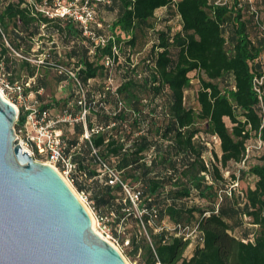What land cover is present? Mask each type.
Instances as JSON below:
<instances>
[{"label": "trees", "instance_id": "16d2710c", "mask_svg": "<svg viewBox=\"0 0 264 264\" xmlns=\"http://www.w3.org/2000/svg\"><path fill=\"white\" fill-rule=\"evenodd\" d=\"M32 1L0 0V63L7 61L10 69L12 50L20 53L24 57L14 59L20 73L12 82L35 79L36 86L41 65L29 56L40 43L37 58L46 55L47 63L66 62L83 87L96 79L105 81L98 93L101 102L95 107L96 91L87 92L94 109L88 129L100 131L81 143L84 127L76 124L75 138L64 139L66 153L79 166L73 179L83 194L88 188L80 178L100 179L93 198L96 209L115 210L120 217L130 211L133 216L134 205H139L142 216L137 222L150 232V240L145 237L143 245L133 244L134 255L144 252L140 264H264V154L262 163L251 170L255 187L219 200V192L228 186L225 169L242 163L247 156L249 162L255 151L248 153L249 148L257 149L252 148L254 140L264 145V35L248 3L215 7L210 0H110L105 9L115 15L114 22H100L103 28L90 25L91 32L107 40L103 47L85 35L73 17H51L41 10L53 0ZM257 5L264 9V0H257ZM161 9L172 10L181 18V31L157 28L156 15ZM152 37L151 54L134 64L132 57ZM115 47L120 54L114 67L121 83L112 89L106 83L112 69L105 60L114 57ZM61 49L67 50L65 57ZM122 57L124 63H120ZM194 72L200 76L198 111L185 104ZM228 77L234 84L223 89L220 82ZM256 79H263V84L256 86ZM58 81L76 85L65 74L58 73ZM79 101L74 90L63 103L64 112L73 117L81 114ZM25 119L21 117L20 125ZM202 123L207 125L206 133L221 142L220 165L211 162L210 169L203 159L206 144L199 138ZM75 148L80 152L76 157L71 155ZM93 162L100 172L90 169ZM104 165L139 196L136 204L123 185L109 184ZM203 173L211 175L212 185ZM245 217L251 219L249 227ZM152 221L156 233L149 226ZM179 226L197 229L195 241L176 236ZM193 246L192 256H187Z\"/></svg>", "mask_w": 264, "mask_h": 264}, {"label": "water", "instance_id": "95a60500", "mask_svg": "<svg viewBox=\"0 0 264 264\" xmlns=\"http://www.w3.org/2000/svg\"><path fill=\"white\" fill-rule=\"evenodd\" d=\"M17 114L0 93V264H128L60 172L23 150Z\"/></svg>", "mask_w": 264, "mask_h": 264}, {"label": "rangeland", "instance_id": "374dc122", "mask_svg": "<svg viewBox=\"0 0 264 264\" xmlns=\"http://www.w3.org/2000/svg\"><path fill=\"white\" fill-rule=\"evenodd\" d=\"M18 1V0H14ZM86 1L91 2L92 8L96 11V19L93 22V29L95 26H98V28H103V26H99L96 24H100V22H107L109 24H112L115 20V15L113 13H109L105 9V2L103 3H94L92 4V0H53L51 3V6H44L41 8L44 12H50L52 14H58L67 12L70 9H72L73 14H78L80 12V8L85 4ZM28 3H33L32 0H27ZM157 28L159 30H166V29H172L173 33L179 32L182 30V23L181 18L176 15V13L169 9H161L157 12ZM108 36H111L110 31L105 32ZM154 37H152L149 42L144 46L143 49L137 51L135 55L132 57V61L134 64H138L143 62L145 59L148 58V56L151 54L153 46H154ZM40 43H37L34 47L33 53L29 56L30 61H32L34 64H37V61L42 57L40 55L38 58L36 56V52L39 48ZM60 53L63 57H65L67 50L61 49ZM46 57V55H44ZM24 56H22L20 53H17L12 50V54L9 56L11 62H10V69L8 68V62L4 61L0 63V90L2 91V82L5 79H8L10 81L17 80L19 73H20V67L18 64L14 62L15 58L22 59ZM54 61H50V63H53ZM124 58L122 57L120 59V63H124ZM41 65V69L39 71V78L37 79V85L34 86L33 91H35V98L38 99L39 96L43 98V100H40V103L43 105V107L56 105L58 106L55 110H53L54 114L60 115L64 113L65 106L63 105L64 102L68 101L71 98V94L76 90L78 96L80 95V89L77 87L78 85H74L71 82H59L58 81V72L54 67L51 65ZM65 63V64H63ZM61 63L65 68H68L66 65V62ZM117 67L112 68L111 70V78L106 82L108 85L116 89L119 84L121 83V75L116 70ZM190 77L192 79L191 87L185 92V104L188 108H193L195 110L200 109V105L198 103V92L200 90V76L197 73L190 74ZM113 79V80H112ZM114 81V82H113ZM221 87L224 89L227 86H233L234 82L232 78L228 77L223 82H220ZM101 86H105V81H102L101 79H96L90 82V86L86 88V91H96V100H100V96L98 93L101 91ZM40 88V89H39ZM37 89L39 91L41 90V93L37 94ZM38 91V92H39ZM6 98H9L7 93H4ZM69 98V99H68ZM39 100V99H38ZM160 102V101H159ZM161 103V102H160ZM74 103L70 105L72 110ZM69 107V108H70ZM80 116V115H78ZM77 117V116H76ZM75 118V117H74ZM94 122H96V119L94 118ZM227 123L229 126H231L230 121L227 120ZM75 124H69V123H63V126L68 125L66 128L67 134H69L70 140L74 139L75 136L71 134V128L74 127ZM83 127L85 129L86 133V126L88 127V122L85 124L82 122ZM61 125V124H60ZM199 128L203 130L199 134V138L201 141L206 144L207 152L205 154V158L209 163L220 165L218 162V157H221V147L220 142H217L216 139H214V136L209 135L206 133L207 125L205 123H202L199 125ZM86 135V134H85ZM85 135L81 138L84 143L85 141ZM259 142L258 144L254 140L252 142V148L258 147V149H251L254 151V156L250 158L249 162L247 163V166L245 168H242L241 165L232 163L229 165V168L225 169L224 175L225 178L228 181V185H230L234 179L232 178V175L235 176L240 175V186L239 190H247L248 188H254L256 183V177L253 176L251 173V170L254 166L261 164L260 158L264 154V145L262 148H259ZM72 154V153H71ZM36 160L44 161L45 159L36 156ZM42 163V162H41ZM87 165L89 162L86 163ZM90 169L92 171L97 170V172H100L99 166L93 162L90 164ZM229 172V173H228ZM66 181L67 177L64 176ZM100 181L98 177H94L92 179V187L95 184V189L91 187L88 189V191H85V195L78 190L77 185H72L67 181V183L70 185L71 189L74 191V193L79 197L81 202L84 204L88 212L90 211L91 214L94 216L96 223H97V230L99 233L104 235L108 241L117 248L126 261L129 264H140L143 261L144 252L139 251L137 255L135 254V246L133 245L140 244L143 245L145 242V237H147L150 240V232L149 229L145 226L144 223H138L137 219H141V210L139 205H134L133 212L134 215H130V211H127V215H123L120 217L119 213H117L115 210H109L102 208L99 209L97 207V204L95 202L94 196L97 193V183ZM103 185V184H100ZM192 204V203H191ZM90 214V213H89ZM90 214V216H91ZM99 218H103L104 220L99 222ZM245 226L249 227L251 224V219L245 217L244 219ZM150 228L154 230L156 233L158 228L156 227L154 221H152L149 224ZM98 233V234H99ZM195 241V239H194ZM130 242V245L127 246L126 243ZM196 243V242H194ZM194 246L189 249L187 256H191L193 252Z\"/></svg>", "mask_w": 264, "mask_h": 264}, {"label": "built area", "instance_id": "2783aa9c", "mask_svg": "<svg viewBox=\"0 0 264 264\" xmlns=\"http://www.w3.org/2000/svg\"><path fill=\"white\" fill-rule=\"evenodd\" d=\"M99 3L105 2L106 4H110V0H96ZM244 3H248L250 12L254 18V22L258 26L261 34L264 35V9L257 5V0H210V4L215 7H231L234 5L242 6ZM90 1H86L85 4L80 8V12L78 14H73L72 9L67 12L61 13V17L70 16L75 19L76 22L83 28L84 34L88 37H91L97 46H106L107 40L104 37H98L93 32H91L90 25L96 19V11L90 5ZM47 14L51 17L57 16L58 14H52L47 12ZM101 27L102 25L99 24ZM94 51L92 50V53ZM118 48H114V57H108L105 60L106 66L109 68H114L115 66V57L119 56ZM47 56H42L38 61V65H49L46 62ZM52 67L56 69L59 74L68 75L70 78L74 79L76 84L80 89V101L78 102L80 106H82V112L79 114L80 116L73 117L68 112H64L60 115H55L52 110L46 109L40 103L38 99L35 97V91H33L35 85V79H28L24 81H15L12 82L8 79L3 80L2 82V92L7 93L9 98L4 97L8 102L15 106L17 109V120L15 125V135L19 140L20 145L23 150L28 152L34 159L36 156L45 159L44 161H39L44 164H48L57 169L60 174L64 177H67V181L74 185L73 176L79 170V166L73 161L72 157L67 155L66 153V143L64 141V133L61 129L58 128L60 124L69 123H82L87 124L88 117L91 114V111L94 110L91 108L90 104L87 100V91L86 88L83 87L80 80L77 78L76 72H74L70 68H65L63 65L50 63ZM256 86L263 84V79L255 80ZM113 89V88H112ZM258 92L260 90L256 87ZM41 93V90L38 92ZM5 95V94H4ZM100 100L96 101L93 106L99 104L101 102L102 96H100ZM25 116V123L20 125L21 117ZM100 129L96 128L92 130V132H99ZM86 126V135L85 138L89 139L90 134ZM217 142H220V139L217 136H214ZM221 144V142H220ZM259 148H262V141L259 142ZM258 149V147H256ZM251 148H249L248 153H250ZM247 156L242 163L239 165L242 168H245L248 163ZM205 160L207 168H211V164L206 160L205 156L203 157ZM105 170L109 174V184L116 185L121 184L125 188L128 195L131 197V200L134 204L138 201V195H133L131 191L123 184L119 174L114 170H111L106 165H104ZM229 173V172H228ZM206 177L208 183L210 185L213 184V179L210 174L203 173ZM65 179V177H64ZM66 180V179H65ZM240 186V175L237 176V179L234 180L230 185L227 186L226 189L221 190L219 192V200L223 201L224 196L232 197L233 193L239 190ZM85 195V194H84ZM219 212V207L216 210V213ZM206 216H210V213H206ZM154 217H157V210L154 211ZM102 221L104 220L101 218ZM99 218V222L101 221ZM197 229H192L191 227H182L179 226V233L176 235L178 237H183L184 240H194L196 238ZM127 246L130 245V242L126 243Z\"/></svg>", "mask_w": 264, "mask_h": 264}, {"label": "crops", "instance_id": "0c3cea01", "mask_svg": "<svg viewBox=\"0 0 264 264\" xmlns=\"http://www.w3.org/2000/svg\"><path fill=\"white\" fill-rule=\"evenodd\" d=\"M66 82V81H65ZM39 101L40 100H43V98L41 97V96H39ZM53 110H55V109H53ZM52 110V111H53ZM54 113V112H53ZM58 128L59 129H61L62 131H63V133L65 134V136H64V139L66 140V142L70 139L69 138V136L67 135V132H66V129H65V127L61 124V125H59L58 126ZM71 134H76V130L72 127L71 129ZM84 134H85V129H84ZM83 137V136H82ZM80 140H81V138H80ZM82 142H83V140H81ZM71 155L72 156H74V157H76V156H78L79 154H80V152H79V150H77L76 148H75V150H72L71 151ZM81 179V181L84 183V185L88 188V189H90L91 187H92V180H89V179H84V178H80ZM92 188H94V187H92ZM191 256H192V254H191ZM190 256V257H191Z\"/></svg>", "mask_w": 264, "mask_h": 264}, {"label": "bare ground", "instance_id": "6f19581e", "mask_svg": "<svg viewBox=\"0 0 264 264\" xmlns=\"http://www.w3.org/2000/svg\"><path fill=\"white\" fill-rule=\"evenodd\" d=\"M0 93L3 95V97H5V95H4V93L0 90ZM89 213L91 214V212L89 211ZM91 217H92V221H93V228H94V230L97 232V233H99L98 232V230H97V223H96V220H95V218H94V216L91 214ZM104 239H106V240H108L104 235H102L101 233H99ZM128 263V262H127ZM129 264V263H128Z\"/></svg>", "mask_w": 264, "mask_h": 264}]
</instances>
